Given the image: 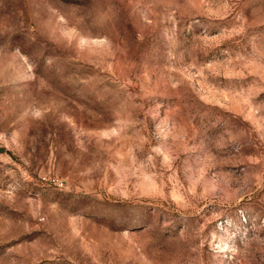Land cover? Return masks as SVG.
Listing matches in <instances>:
<instances>
[{
	"label": "rangeland",
	"instance_id": "obj_1",
	"mask_svg": "<svg viewBox=\"0 0 264 264\" xmlns=\"http://www.w3.org/2000/svg\"><path fill=\"white\" fill-rule=\"evenodd\" d=\"M0 264H264V0H0Z\"/></svg>",
	"mask_w": 264,
	"mask_h": 264
}]
</instances>
